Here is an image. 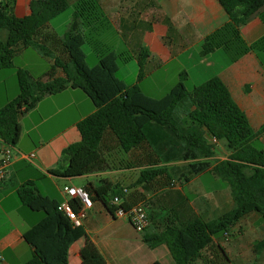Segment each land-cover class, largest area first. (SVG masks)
I'll list each match as a JSON object with an SVG mask.
<instances>
[{
	"label": "trees",
	"instance_id": "1",
	"mask_svg": "<svg viewBox=\"0 0 264 264\" xmlns=\"http://www.w3.org/2000/svg\"><path fill=\"white\" fill-rule=\"evenodd\" d=\"M15 3L16 0L0 3V31H7L6 40L0 38V67L10 66L15 53L30 46L51 58L53 65L42 78H34L27 70L18 71L19 95L0 108V136L16 146L22 134L21 117L35 109L41 100L69 87L83 90L96 111L78 123L81 141L63 150V165L50 173L75 178L102 170L106 162L102 144L108 133L116 137L124 153L147 145L162 163L189 162L173 169L184 182L210 172L231 189L232 210L211 221L197 218L186 224L173 223L146 241L151 247L166 245L176 264H194L198 260L202 264H232L215 239L229 235L251 213L260 214L264 220V145L259 142L264 128L252 129L246 114L218 77L191 90L183 78L160 99L145 95L140 82L150 56L146 48L137 57L138 82L127 85L119 79L120 66L134 57L128 52L117 53L97 38L103 28L109 27L97 0H77L73 19L63 37L50 30V23L69 8L68 0H31V13L23 18L14 15ZM219 3L230 22L205 39L203 55L225 47L238 49V59L250 49L264 50V36L247 47L238 29L256 14L264 24V0H219ZM86 43L98 54V64L93 68L86 62L83 49ZM57 69L64 76H56ZM213 139L225 142L230 155L210 169L211 163L203 159L215 156ZM167 170V167L145 169L138 183H150L167 174ZM168 178L171 180V175ZM86 190L92 200L95 193L115 215L114 198L122 200L121 196H115L116 190L105 193ZM18 196L31 211L44 213L40 236L32 242L34 250L25 264H69V250L85 235V228L74 226L58 210L60 203L42 195L34 182L21 186ZM120 207L129 208L124 201ZM254 250L257 254L264 251V239L254 244Z\"/></svg>",
	"mask_w": 264,
	"mask_h": 264
},
{
	"label": "crops",
	"instance_id": "2",
	"mask_svg": "<svg viewBox=\"0 0 264 264\" xmlns=\"http://www.w3.org/2000/svg\"><path fill=\"white\" fill-rule=\"evenodd\" d=\"M97 1L109 26L125 41L134 59L142 48L149 51L145 77L140 82L145 95L143 84L154 75L169 76L163 91L171 90L183 78L195 87L218 77L246 114L252 129L264 128V50L250 49L238 59V49L221 47L207 55L202 53L205 39L230 22L219 0ZM30 3L31 0H16L14 15L19 18L30 15ZM238 29L247 47L264 36L259 14ZM50 30L54 31L51 26ZM0 38L6 40L7 31L1 30ZM113 49L120 52V47ZM47 61L53 65L50 58ZM56 76H64L63 71L57 69ZM95 111L87 93L69 87L45 97L35 109L21 117L22 134L14 146L15 158L6 178L0 182V264H25L34 250L32 242L40 236L44 213L31 211L18 196L20 187L28 182H34L42 195L59 203L65 200L64 186L79 185L102 193L116 190L115 196H121L129 207L141 205L147 210L150 224L144 232H138L127 218L113 215L93 193V206L85 209L86 233L71 246L69 264H176L166 245L151 247L146 238L159 234L173 223L186 224L197 218L211 221L218 213L232 210L231 189L224 182L221 184L217 176L205 172L184 182L173 169L189 162L162 163L147 145L124 153L111 133L102 144L106 161L102 170L75 178L51 174L50 170L63 165V150L81 141L78 123ZM259 142L264 145V136ZM224 144L219 141L215 156L203 159L211 163L210 169L219 162L217 160L228 159L230 151ZM221 152L225 156H221ZM32 154L34 158H30ZM162 167H167V174L150 183H138L143 170ZM206 175L212 176L214 187L204 184ZM171 182L176 185L170 186ZM193 183L198 185L189 191L191 199L185 188ZM262 239L264 220L260 214L251 213L241 219L229 235L216 238L215 244L224 248L232 264H264V251L257 254L254 250V244ZM194 264H202V261Z\"/></svg>",
	"mask_w": 264,
	"mask_h": 264
},
{
	"label": "rangeland",
	"instance_id": "3",
	"mask_svg": "<svg viewBox=\"0 0 264 264\" xmlns=\"http://www.w3.org/2000/svg\"><path fill=\"white\" fill-rule=\"evenodd\" d=\"M68 1L69 8L64 13L53 19L50 23L51 29L56 31L60 37H63L67 33L69 25L73 19L75 5L77 3L76 0ZM98 35L99 36L97 37L96 35V37L99 38L103 44L111 47L112 49H118L120 47V52L118 53L130 52L129 48L125 44V41L121 40V37L118 35L117 31H115L110 26L108 28H103ZM83 49L86 54L87 65L90 68L95 67L99 60L98 54L94 51L93 47L89 43H86L83 46ZM47 58L48 57L44 56L35 46H30L17 51L13 56L12 64L10 66L0 67V108L6 105L8 102L14 100L19 95L18 71L20 69L27 70L34 78L45 77L52 69V66L50 65V62L47 61ZM46 70L49 71L46 73ZM138 73L139 66L137 59H133L130 62L120 66L117 77L123 80L127 85H134L138 82ZM168 79L169 76H165L164 74L154 75L147 79L143 84V87L147 93L146 95L157 97L156 99L164 97L170 91H163L166 86L165 82ZM190 82L185 81L186 87L189 90L194 88V85ZM35 118H37V115ZM223 145L225 146L224 142ZM256 145L257 147H261V145L258 143ZM220 155L225 156L223 152H221ZM105 164L106 162L104 163L103 167H105ZM184 164L187 163L184 162ZM203 180L206 186L214 187L215 182L212 176L206 175ZM220 183L223 184V181ZM197 185L198 183H193L192 185L185 188V192L189 194V191L197 188ZM227 194L230 193L227 192ZM189 197L191 199L193 198L190 194ZM221 215H223V213L220 212L213 219H217Z\"/></svg>",
	"mask_w": 264,
	"mask_h": 264
},
{
	"label": "built area",
	"instance_id": "4",
	"mask_svg": "<svg viewBox=\"0 0 264 264\" xmlns=\"http://www.w3.org/2000/svg\"><path fill=\"white\" fill-rule=\"evenodd\" d=\"M2 1L0 0V3ZM213 143L217 144L218 142L213 139ZM14 158V146L8 144L0 136V182L6 178L8 168L13 163ZM30 158H34V155L32 154ZM175 185V183L171 184V186ZM63 194L65 200L60 203L58 210L65 214L74 226H83L85 209L93 206L90 193L84 187L66 185L63 187ZM113 202L117 206L115 215L127 218L138 232H144L149 226L150 218L143 206L134 205L127 209L121 208L122 200L119 197H115Z\"/></svg>",
	"mask_w": 264,
	"mask_h": 264
}]
</instances>
